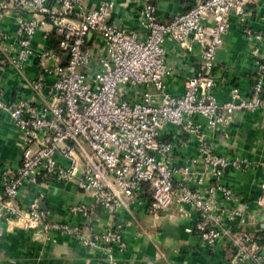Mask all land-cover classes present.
Returning a JSON list of instances; mask_svg holds the SVG:
<instances>
[{
	"label": "built area",
	"instance_id": "2783aa9c",
	"mask_svg": "<svg viewBox=\"0 0 264 264\" xmlns=\"http://www.w3.org/2000/svg\"><path fill=\"white\" fill-rule=\"evenodd\" d=\"M137 1L135 26L127 28L108 22L111 1L86 11L81 0H0V17L16 12L14 42L0 34V66L32 93L12 102L0 94V114L8 115L20 143L19 164L0 174V221L35 234L56 230L83 247L102 248L110 258L112 246L124 248L123 214L146 188L151 214L189 208L199 216L194 232L203 245L223 240L235 248L234 262L264 264L257 239L235 232L241 222L238 198L222 182L225 172L245 173L253 165L216 153L211 137L227 139L233 113L264 110V61L253 62L249 95L237 88L225 102L213 95L215 55L230 15L247 44L264 45V33L247 26L254 0H200L165 24L151 0ZM46 26L49 48L34 54L31 40ZM166 42L200 49L198 66L184 77L177 96L168 92L173 70L165 59ZM33 56L39 70L28 80ZM45 77L52 79L47 89ZM189 142L195 155L176 166L174 154ZM62 183L89 194L87 202L69 206L68 214L88 217L101 208L112 224L85 232L55 223L39 210V192L24 208L15 203L24 185L49 189Z\"/></svg>",
	"mask_w": 264,
	"mask_h": 264
},
{
	"label": "crops",
	"instance_id": "0c3cea01",
	"mask_svg": "<svg viewBox=\"0 0 264 264\" xmlns=\"http://www.w3.org/2000/svg\"><path fill=\"white\" fill-rule=\"evenodd\" d=\"M113 3L112 16L108 22L121 27L134 28L137 0H81L86 11L96 9L100 3ZM200 0H151L156 8L160 23L179 13H183ZM247 26L254 32L264 33V0H254L249 7ZM16 12H8L0 17V34L10 37L14 42ZM25 15V14H23ZM46 31V32H45ZM50 28L38 30L31 40L34 54L49 48L44 38ZM49 36V35H48ZM200 49L192 45L189 50L182 49L171 42L165 43V59L172 67V77L168 80V92L181 94L184 77L196 70ZM264 61V45H249L240 32L236 17H228V28L217 50L212 75L215 81L213 95L217 102L229 98L231 88H237L242 96L250 94L253 62ZM39 61L31 58L26 68V79L32 80L39 70ZM51 77H45L47 89ZM264 92V80H263ZM0 94L8 102L31 99L32 93L12 74L8 67L0 66ZM39 101V100H38ZM227 139L214 133V151L225 156L246 159L253 167L245 172L227 171L222 182L229 187L238 202L243 203L241 222L234 229L254 233L264 252V110L252 113L235 112L225 129ZM16 132L11 128L6 113L0 114V174L4 169H13L19 164L20 146ZM196 153L195 144L181 145L174 154V164L182 165L184 160ZM39 210L46 212L51 221L68 226H78L87 232H100L112 224V219L101 208H96L88 217L68 214L71 205L87 202L89 194L80 191L73 183L56 184L49 189L24 185L16 198V205L24 208L37 193ZM148 191L138 192V204L132 205L122 216V251L111 247L112 260L108 261L102 248L89 249L69 236L56 230L48 234L22 230L0 221V264H245L234 262L233 253L225 241L213 246L203 245L194 232L199 220L198 214L184 206H171L158 214L148 210ZM260 199L263 203H259Z\"/></svg>",
	"mask_w": 264,
	"mask_h": 264
},
{
	"label": "rangeland",
	"instance_id": "374dc122",
	"mask_svg": "<svg viewBox=\"0 0 264 264\" xmlns=\"http://www.w3.org/2000/svg\"><path fill=\"white\" fill-rule=\"evenodd\" d=\"M262 188H263V190H264V186H262ZM259 203H260V204L263 203V200L260 199ZM237 208L240 209V215H243V203H241V202L239 201V202L237 203ZM235 232H236V233H244V231H242V230H236ZM245 233H246V232H245ZM251 234L257 239V242L260 243V242L258 241L257 236H256L254 233H251ZM259 245H260V244H259ZM228 247H229V246H228ZM260 247H261V245H260ZM261 251H262V254H263V256H264V252H263V248H262V247H261ZM230 252L233 253L232 255H234V254H235V248H234V247H230ZM105 256H106V258H107L108 261H111V260H112L111 255H110V258H108L106 254H105ZM263 260H264V259H263ZM245 264H246V263H245Z\"/></svg>",
	"mask_w": 264,
	"mask_h": 264
},
{
	"label": "trees",
	"instance_id": "16d2710c",
	"mask_svg": "<svg viewBox=\"0 0 264 264\" xmlns=\"http://www.w3.org/2000/svg\"><path fill=\"white\" fill-rule=\"evenodd\" d=\"M49 39L52 40V42H53V46H54L55 43H54L53 37L51 36ZM258 244H260V243H258Z\"/></svg>",
	"mask_w": 264,
	"mask_h": 264
}]
</instances>
